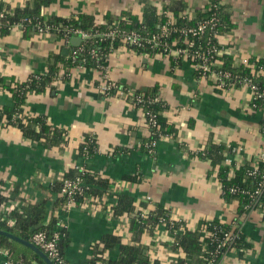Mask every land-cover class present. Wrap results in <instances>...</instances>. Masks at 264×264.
<instances>
[{"label":"crops","instance_id":"obj_1","mask_svg":"<svg viewBox=\"0 0 264 264\" xmlns=\"http://www.w3.org/2000/svg\"><path fill=\"white\" fill-rule=\"evenodd\" d=\"M10 6H24L30 0H2ZM208 0H50L41 8L45 17L69 18L79 13L92 15L97 22L107 17L135 15L140 20L145 6L160 10L184 4L189 14L203 7ZM230 13L233 27L219 37L231 50L234 63L240 58L264 59V0H222ZM81 38L72 36L68 44L49 35L29 34L24 37L12 28L0 37V74H15L26 78L47 70L48 57L57 53L67 56L70 46L79 45ZM65 50L67 53L63 54ZM175 55L140 54L118 48L107 55L106 68L110 78L134 90L157 88L164 101L162 110L167 123L176 129L175 135L160 137L154 153L140 149L148 135L146 119L140 109L120 96L105 97L95 84L100 71L95 67L72 70L69 77L62 71L52 89L30 93L24 109L29 114L45 115L53 126L63 128L66 143L45 148L41 142L26 140L15 127L0 130V180L3 189L11 192L16 184L31 200L57 196L50 183L59 180L73 167L98 171L110 182L122 177L139 175V180L124 188L135 203L147 196V208L156 204L168 208L170 214L195 227L200 220L213 218L229 223L237 220L238 228L250 247L229 251L222 264H264V217L258 211L240 212L236 199L222 196L217 167L202 159L199 152L211 141L240 144L242 150L235 160L246 163L264 146L260 133L264 111L247 108V89L234 87L221 91L208 79L198 78L190 61ZM74 71V72H73ZM12 97L0 91V106H12ZM86 136L97 142V153L84 157L78 146ZM115 149V154L109 151ZM118 192L106 193L113 204ZM65 228L70 242L64 249L70 264L82 263L90 256V246L104 234H119L128 241V218L111 219L104 211L70 207L65 211ZM172 238L163 227L155 235H144L149 253L157 259L163 256L166 241ZM117 251L110 253L116 257ZM183 257L181 251L170 256ZM5 256L0 252V264Z\"/></svg>","mask_w":264,"mask_h":264},{"label":"trees","instance_id":"obj_2","mask_svg":"<svg viewBox=\"0 0 264 264\" xmlns=\"http://www.w3.org/2000/svg\"><path fill=\"white\" fill-rule=\"evenodd\" d=\"M222 0H209L199 10H195L193 14H183L185 5L164 8L170 11L176 19L174 28L176 30L168 41L180 35L178 28L190 27L197 24L201 20L207 19L213 15L218 18L214 31L206 32L202 37H192L200 41L203 47L207 46V40L210 42L217 41L213 33L219 35L225 34L233 27L230 13ZM220 3L217 8L215 3ZM50 0H30L24 6H10L0 0V37L7 35L13 26L21 24V32L24 37L29 34H35L38 22L45 21L53 25V32L49 36L58 38H67L68 43L72 36L66 32L67 27L80 28L87 32L90 36L81 41L79 45L70 46V52L67 56L57 53L48 57L47 70L41 74H30L26 78H18L15 74H0V91L8 93L13 99L12 106H0V124L6 127H15L27 140L41 142L45 148H52L66 143V132L63 128L53 126L45 115L29 114L25 111L24 105L30 93H41L46 89H52L57 81L59 72L62 71L66 77H69L70 70L73 67H95L105 64L108 53L120 47V40L110 38H99L94 36V32L105 31L109 28H121L123 30H137L140 32L154 31L158 29V25L165 21L163 16L156 13L155 9L145 6L143 17L140 20L135 15H129L126 19L107 17L105 23H99L92 15L79 13L69 18L58 16L45 17L41 13L43 6H48ZM186 15V16H184ZM67 36V37H66ZM77 50L75 54L73 50ZM94 51L96 55H92ZM222 61V68L232 74H243L246 69L237 66L231 54L223 53L216 56ZM181 59V58H180ZM263 62L264 59H259ZM262 87V86H261ZM137 91V90H135ZM145 94L157 95V88L144 91ZM257 107L254 111H258L264 107V101H257ZM164 101L160 98L157 102H153L145 107V109L156 113L157 125L154 128H148V135L141 141L140 149L148 154V148L153 141H157L162 136L175 135L176 129L167 123L162 110L165 108ZM264 123V120H261ZM97 142L93 137L86 136L78 146V152L84 157H92L98 151ZM229 148L226 144L215 143L209 141L205 148L199 152L202 159H207L212 166L217 167V179L223 190L222 196L226 200L236 199L238 201L239 213L243 212L244 205L248 203H261L262 215L264 217V193L251 198L249 194L244 192L232 193L229 191L231 185H240L242 188H249L253 191L261 171H264V163L259 164L257 174L248 175L246 165L235 169V175L231 179H227L229 166L223 163L225 158L224 151ZM115 154V149L109 151ZM64 177L69 179L80 178L84 184L83 193L74 196L76 207L86 205V201L90 197L101 199L106 193H110V179L101 176L98 171H91L83 167L69 168L64 172ZM123 181L130 183L137 182L139 175L132 174L122 177ZM62 180L59 179L49 184L50 191L57 194L51 205L48 198L31 200L25 196L18 185L14 184L11 192L7 195L3 192V180H0V230L9 232L25 240H31V236L35 231H44L48 236L55 230H59L60 218L64 216L65 204L68 198L61 194ZM14 202L12 208L7 211L1 210L2 207ZM148 201L142 199L135 203L132 195L118 192L115 196L114 203L109 207L111 219L120 220L128 218V241L124 240L119 234L107 233L101 239L94 242L90 246V256L79 264H162L160 259H151L149 256V244L144 242L145 234L149 236L155 235L154 229L159 225L160 221H164L166 229H172L173 240L166 241L164 244L170 247L173 252L181 251L183 257L171 256L170 264H218L222 255L231 248L235 251H243L250 247L245 237L239 232L234 240L220 244L225 241V233L237 232V228H233L231 223H224L216 218L210 220H200L195 227H189L183 220L173 221L170 227V211L168 208L160 204H156L154 208L149 209L146 216H141L142 209L147 208ZM102 210L106 209V203L102 202ZM9 220V222H7ZM38 226V227H37ZM37 227V228H36ZM35 228L34 230H31ZM210 232V235L203 236L202 230ZM64 235L60 238V250L64 254L65 247L69 244L70 239L68 231L62 229ZM220 247H219V246ZM0 249L8 252L12 264H46L36 253L27 246L9 238L5 234L0 233ZM180 249V250H179ZM117 251L116 257L110 255L111 252Z\"/></svg>","mask_w":264,"mask_h":264},{"label":"built area","instance_id":"obj_3","mask_svg":"<svg viewBox=\"0 0 264 264\" xmlns=\"http://www.w3.org/2000/svg\"><path fill=\"white\" fill-rule=\"evenodd\" d=\"M209 1V0H208ZM222 2V1H221ZM219 2L214 4V7L217 8L219 6ZM160 16L165 18V21L160 23L157 27V30L154 31H145L140 32L137 30H123L121 28H109L105 31H98L94 32V36L99 38H110L111 40L119 39L120 40V47L119 48H127L129 51L138 52L140 54H151V53H160L164 55H175L177 57H181L182 59L188 60L191 62L194 72L196 76L200 79H208L211 81L214 88L219 89L221 91H225L229 88L240 87L245 88L249 94V103L247 108L251 111L257 107L256 102L261 100L264 101V61L260 62V57H246L240 58L239 66L244 67L245 72L243 74H232L231 72L222 68V61L217 59L216 56H219L223 53L231 54V50L226 46L224 47L223 44L220 43L219 37L221 35L217 33H213L214 37L217 38V41L210 42V37L207 40V46L203 47L200 44V41L196 40L195 38H189L188 35L192 37H202L206 32L214 31L215 26L218 22V18L213 15L207 19L201 20L197 22L196 25L190 27H180L178 30L180 31V35L168 41L169 38L172 36V33L176 30L174 28L176 19L174 18L173 14L168 10H160ZM183 14H189V12L185 11ZM186 16V15H184ZM122 19H126L123 17ZM101 23H105V21H100ZM12 28H18L21 31V24H17ZM37 35H49L50 32H53V25L46 23L45 21L38 22L35 27ZM66 32L69 36H79L81 41L87 39L90 35L80 28L74 27H67L65 28ZM67 37V36H66ZM63 42L68 44L67 38H60ZM81 43V42H80ZM111 50L108 55L113 52ZM77 50H73L72 53L75 54ZM92 55H96L94 51H91ZM100 68V76L95 84V88L103 94L105 97H114L120 96L124 99L128 100L133 106H136L140 109L146 119L145 125L148 128H154L157 125L156 121V113L151 112L145 107L153 102H157L160 97L159 95L150 96L145 94L143 90L135 91L132 88L126 87L122 84H118L117 82L113 81L108 73L105 64L97 66ZM84 69V66H77L73 67L72 70H79ZM73 71V72H74ZM63 74H59L57 79H62ZM262 86V87H261ZM259 110L264 111V107ZM258 110V111H259ZM264 120V117H263ZM8 128L6 126H2L0 124V130ZM260 133L264 138V123L260 124ZM20 133V131L17 129ZM21 134V133H20ZM24 138V137H23ZM25 139V138H24ZM27 140V139H26ZM156 142L153 141L148 148V152L150 154L154 153V147ZM226 146L229 148L228 150L224 151L225 158L223 163L229 166V173L227 175V179H231L235 175V169L239 168L240 166L246 165L247 167V174L253 175L257 174V170L259 164L264 163V146L261 148L259 152L252 158H248L246 163H241L235 160V156L241 152L243 149L240 144H233L228 143ZM79 169L83 170V167H78ZM62 180V188L61 194L65 195L68 200L65 204V211H67L70 207L75 206L74 203V196L80 195L83 193L84 184L82 180L78 177L75 179L65 178L64 174L60 178ZM130 184L126 181H117L114 180L110 183V193L113 191L121 192L124 188L128 187ZM229 191L232 193L236 192H244L249 194L251 198L261 195L264 193V171H261L259 175V180L256 183V186L253 191H250L249 188H242L240 185H231L229 187ZM5 195L8 194L7 190L3 189ZM221 192L223 190L221 188ZM148 202H151V198L147 196L145 198ZM102 202L106 203V209L102 210ZM14 205V202L4 206L1 210L7 211ZM110 203H108L105 196L101 199L96 197H90L86 201V205L83 204L81 208L91 209L93 212L104 211L107 215L109 214V207ZM148 208L142 209L140 212L141 216H146L148 212ZM258 211L260 214L262 213L261 210V203H257L254 201L253 203H248L244 205L243 212L249 211ZM59 230H55L51 235H47L44 231H35L31 236V242L36 245L39 249H41L46 256L51 260L52 264H70L68 260L65 258V255L60 250L59 241L60 238L64 235L62 229H66L65 223L63 219H59ZM180 219L174 218L170 215V227L173 224V221H179ZM9 222V220L7 221ZM233 228H237V232H230L225 233V241H223L220 246H224L225 243L230 244V240H234L236 235L240 232L237 224V220H232L230 222ZM188 226V224L186 223ZM159 227H163L164 231L169 234V236L173 240V232L172 229H166L164 221H160L159 225L155 227L154 233L158 231ZM203 236L210 235L209 231L205 229L202 230ZM219 246V245H218ZM219 246V247H220ZM180 250V249H179ZM229 251H235V249L231 248L227 250L221 257L218 264H222V260L225 257V254ZM5 256V260L2 264H12L8 252L4 249H0ZM173 251L170 247L165 248L163 256L165 258L160 259L162 264H170L172 262L171 253ZM151 259H157L149 253Z\"/></svg>","mask_w":264,"mask_h":264},{"label":"water","instance_id":"obj_4","mask_svg":"<svg viewBox=\"0 0 264 264\" xmlns=\"http://www.w3.org/2000/svg\"><path fill=\"white\" fill-rule=\"evenodd\" d=\"M68 50H65L63 52V54L67 53ZM38 227V226H37ZM36 227V228H37ZM35 228H32L31 230H34ZM0 233L1 234H5L7 235L9 238L27 246L28 248H30L34 253H36L46 264H52L51 260L46 256V254L41 250L39 249L36 245H34L31 241L29 240H25V239H22L18 236H15L9 232H6V231H3V230H0Z\"/></svg>","mask_w":264,"mask_h":264}]
</instances>
